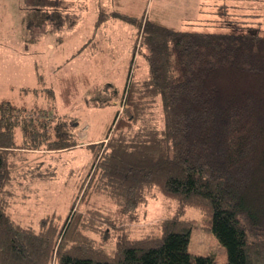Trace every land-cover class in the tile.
<instances>
[{
	"label": "trees",
	"instance_id": "16d2710c",
	"mask_svg": "<svg viewBox=\"0 0 264 264\" xmlns=\"http://www.w3.org/2000/svg\"><path fill=\"white\" fill-rule=\"evenodd\" d=\"M65 1L22 0L27 27L60 32ZM122 5L116 0L110 14L102 7L97 25L113 17L137 26L147 73L138 77L132 58L122 106L103 141L88 145L100 148L76 197L80 206L64 221L52 214L37 227L21 224L10 213L8 187L15 159L27 152L79 146L73 122L0 101V264H215L212 254L189 252L196 222L226 248L225 264H264V32L250 26L264 18V4L227 32L180 30ZM95 92L97 106L110 101ZM155 104L162 123L151 117ZM157 193L175 204L153 224L157 232L132 238L122 228L115 243L106 240L115 226L94 195L131 224ZM192 208L200 219L186 216Z\"/></svg>",
	"mask_w": 264,
	"mask_h": 264
},
{
	"label": "rangeland",
	"instance_id": "374dc122",
	"mask_svg": "<svg viewBox=\"0 0 264 264\" xmlns=\"http://www.w3.org/2000/svg\"><path fill=\"white\" fill-rule=\"evenodd\" d=\"M122 2V11L138 19L149 16L180 30L203 32H227L228 24L239 23L245 18L243 14L259 12L264 4V0ZM115 5L116 0H66L60 8L66 24L60 32L47 33L27 27L25 16L31 14L24 10L22 0H0V101L25 107L30 116L35 108L41 110L40 117L60 116L73 122L79 142L70 150L43 149L15 159L8 187L12 194L10 213L23 225L37 227L41 218L52 214L60 215L64 221L72 207L80 206L76 197L100 148L88 145L103 141L122 106L132 58L140 68L136 75L147 73L145 48L137 26L113 17L97 25L99 10L104 7L110 14ZM250 26L261 27L264 32V18H255ZM51 29L50 25L46 27ZM51 89L53 97L49 95ZM97 89L102 91L99 99H110L102 106L92 101ZM155 106L151 117L162 123V111ZM91 201L113 221L115 228L106 237L112 244L123 230L132 238L157 232L153 224L175 208L174 202L157 193L140 207L138 220L128 224L105 196L94 195ZM186 216L200 219L199 211L193 208L187 210ZM189 252L212 254L215 264L227 262L226 248L199 222L192 227Z\"/></svg>",
	"mask_w": 264,
	"mask_h": 264
}]
</instances>
